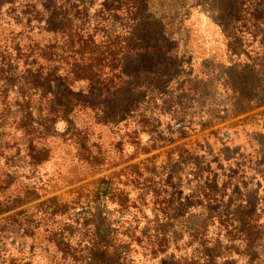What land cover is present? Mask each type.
<instances>
[{
	"label": "rangeland",
	"instance_id": "obj_1",
	"mask_svg": "<svg viewBox=\"0 0 264 264\" xmlns=\"http://www.w3.org/2000/svg\"><path fill=\"white\" fill-rule=\"evenodd\" d=\"M8 1L0 0V47L20 61L15 82L0 79V212L8 208L0 220L17 215L0 256L59 259L48 231L67 225L81 239L77 253L91 239L117 248V264H264V44L237 35L232 55L216 0H140L135 34L146 53L122 58L119 94L99 96L79 81L65 108L47 92L54 83L38 89L31 76L47 59L70 68L87 58L76 54L75 29L53 35L46 11L42 21L14 20L42 0H17L6 16ZM100 1L89 10L96 42L110 35ZM110 32L124 37L118 26ZM19 87L32 96L25 131ZM56 116L73 123L45 121Z\"/></svg>",
	"mask_w": 264,
	"mask_h": 264
},
{
	"label": "trees",
	"instance_id": "obj_2",
	"mask_svg": "<svg viewBox=\"0 0 264 264\" xmlns=\"http://www.w3.org/2000/svg\"><path fill=\"white\" fill-rule=\"evenodd\" d=\"M61 1L62 6L60 7V13H58L57 4ZM94 1L97 0H42L41 9L17 11V17H13L14 20H17L18 17L26 13L28 16L30 14V22L31 15H34V19L42 21L43 16L41 13L46 11L49 13V17L45 20V25L47 30L53 35L58 32L57 29H64V31L75 29L73 32L78 44L76 49L78 51L75 53L77 55L80 53L81 56L85 54L87 58L82 59L80 64L69 65L71 66L70 68H67L68 65L61 64L64 66L62 68L59 64L57 65V62L55 65L51 60L47 59L44 61L46 65H36L37 69H35V74L31 76L33 79L32 86L38 87V89H47L49 83H54L55 90H47V92L52 96V99L54 98L53 101H56L58 105H62L65 108L73 107L71 104L75 97L73 86L79 81L86 83L88 90L95 89L99 91V96H102L105 92L108 93L109 96L119 94L120 87L124 84V82H122L124 72L121 71L122 58L127 55L137 56L141 52L146 53V49L140 47L144 43H142L141 38L137 37L135 34L137 32V27L141 25L140 15L142 7L140 0L100 1V20L108 25L107 27L110 33V35H106L105 32L102 31L103 35L101 42L95 41L94 37L97 34L96 29L98 24L92 27L89 14V10ZM16 2L17 0H10L7 2L9 8L5 13L6 16L9 12L18 10L14 9ZM70 2H76V5L73 3L70 4ZM216 11L218 14V25L228 41V48L232 55L235 50L232 47L233 43H231V41L237 44V35L244 33L248 35L253 42L258 40L259 44H264V0H216ZM240 21L245 22V25L242 26L243 30L238 29ZM115 26L124 30V37L110 32V29H114ZM111 35L114 38H112ZM258 36L259 39H257ZM1 49L0 47V79L8 85V83L15 82V69L12 68V63L17 64L20 61V57L16 58L18 61L12 59V54L5 53V49L3 51ZM12 49L16 53V56H21L18 44L13 45ZM64 51L68 54L72 53L73 47L70 42L66 44ZM11 78L12 80L10 81ZM15 86L16 85H12L14 89ZM18 91L17 96L21 102V105L18 107H20L23 112L25 109L24 116L20 119L19 126L25 131V128L27 129V126L31 123L32 96L24 94L21 87H19ZM111 92L113 93L111 94ZM57 116L50 117L45 121L53 125L56 120L59 119L65 121L68 126L72 125L73 120L71 118ZM201 124L210 128L214 123L207 124L202 122ZM44 134L47 137L50 136V133L44 132ZM210 186L211 185H208V187ZM106 191L107 188L103 191L99 188L97 190V195L104 197ZM55 199V197L47 199L46 203L52 205L51 202ZM60 207H62L63 212H66L65 204H62ZM6 211H8V208L3 212ZM67 211H69L68 208ZM3 212L1 211L0 215ZM58 212L59 210L57 213ZM15 215L17 214L9 215L0 220V255L6 251L5 246L7 241L12 240L10 236L14 234V229H12L10 225L13 224ZM66 227L67 225H64L63 228H59L55 232L53 231L54 229L48 231L50 236L47 238L48 244L54 247L55 252L59 253L60 257L57 259L54 254H51V259L47 264H117L118 261L122 260V257L117 254V248L101 245V243H97V241L91 239L86 242L87 246L77 253L78 243L81 242V239L75 242V239L71 238L72 235H66ZM28 234V232H24L22 237L26 238ZM10 244H13V241H10ZM0 257H2V262L0 264H15L13 260L8 262L4 260L3 256Z\"/></svg>",
	"mask_w": 264,
	"mask_h": 264
}]
</instances>
